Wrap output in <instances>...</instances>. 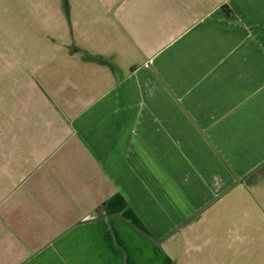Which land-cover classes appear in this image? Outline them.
Segmentation results:
<instances>
[{"label": "crops", "instance_id": "0c3cea01", "mask_svg": "<svg viewBox=\"0 0 264 264\" xmlns=\"http://www.w3.org/2000/svg\"><path fill=\"white\" fill-rule=\"evenodd\" d=\"M64 6L0 0V264H179L129 191L144 185L155 205L160 160L184 179L168 163L186 159L190 127L211 156L256 150L240 138L264 126H240L254 113L264 124V0H133L121 62L100 66L58 58L76 23ZM157 126L167 140L153 145ZM125 164L137 174L129 191Z\"/></svg>", "mask_w": 264, "mask_h": 264}, {"label": "rangeland", "instance_id": "374dc122", "mask_svg": "<svg viewBox=\"0 0 264 264\" xmlns=\"http://www.w3.org/2000/svg\"><path fill=\"white\" fill-rule=\"evenodd\" d=\"M62 1L67 4V10L64 8L70 21L76 23H73V32L68 30V34L60 38L58 58L71 51L72 55L79 54L81 59H90L98 66L109 61L115 64L121 62L120 48L129 44L122 42V37L129 38L120 18L127 4L130 6L133 0ZM75 12L82 13L80 19H73ZM35 42L34 38L27 39L25 45L33 49ZM88 47L90 49H84ZM45 55L49 52L45 51ZM30 57L33 58L32 53ZM251 117L242 121L241 132L264 126L260 123L261 116L254 113ZM153 128L154 145L157 136L158 139H165L167 132L158 126L157 132ZM186 134V159L183 161L174 157L168 163L173 172L184 170L181 183L178 178L170 179L162 174L167 170V161L155 163L158 181L165 182L163 185L167 188L166 191L161 188L164 196H155V205H145L143 199L148 196L144 185L138 184L135 188L139 196L129 191L131 187L127 185L137 175L130 164H125V169L121 170L122 185L131 192L129 196L134 197L139 213L146 218V229L164 248L174 253L179 264H264V239L261 238L264 236V137L250 139L243 135L240 138L242 150L245 146L256 149H252V154L246 158L237 153H222L223 157L219 158L209 154L210 149L196 129L190 127ZM175 136L179 135L174 134L173 139H176ZM235 145L236 141L226 142L227 149L232 150ZM163 147L166 150L171 148L168 143ZM199 246L202 247L201 253L197 252Z\"/></svg>", "mask_w": 264, "mask_h": 264}]
</instances>
